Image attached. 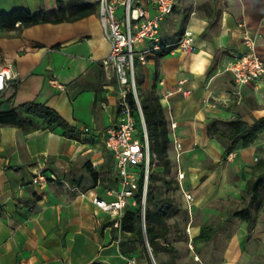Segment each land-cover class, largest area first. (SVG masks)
Wrapping results in <instances>:
<instances>
[{
    "label": "crops",
    "instance_id": "crops-1",
    "mask_svg": "<svg viewBox=\"0 0 264 264\" xmlns=\"http://www.w3.org/2000/svg\"><path fill=\"white\" fill-rule=\"evenodd\" d=\"M218 2L211 16L192 13L185 21L175 8L162 23L161 43L173 45L184 25V31L195 36V50L150 53L139 72L144 77L141 91L155 90L166 110L171 157L177 158L175 142L182 146L184 193L193 198L190 206L182 196L183 209L190 206L193 212V207H201L214 220L228 210V200L242 205L248 181L264 176V132L250 143L239 141L232 153L207 132L215 121L224 129V123L233 120L253 125L264 119V80L239 86L228 71L234 55L247 51L245 36L254 40L264 61V0ZM56 7L57 0H0V14ZM57 44L60 48L53 49ZM110 51L99 12L74 23L37 25L21 34L0 30V70L10 67L14 76L0 93V113L28 103L44 104L80 134V139L69 138L42 121L30 129L0 123V264H126L131 256L123 253L122 245H139L136 235L122 231L119 218L92 202L93 196L112 201L108 191L118 187L104 137L119 121L117 82L104 66ZM179 88L192 93L185 97ZM38 169L49 178L43 189L32 183ZM263 215L251 242L257 241ZM241 224L240 240H234L222 259L203 255L206 263L257 261L244 254L248 230L245 222ZM182 227L188 240L175 238L161 245L175 248L172 264H199L194 237L201 226L189 220ZM161 253L155 260L168 264L160 263Z\"/></svg>",
    "mask_w": 264,
    "mask_h": 264
},
{
    "label": "built area",
    "instance_id": "built-area-1",
    "mask_svg": "<svg viewBox=\"0 0 264 264\" xmlns=\"http://www.w3.org/2000/svg\"><path fill=\"white\" fill-rule=\"evenodd\" d=\"M99 2L100 21L111 44V51L104 61V66L110 71L109 74L112 73L113 76L110 78H115L118 87L119 121L104 133L106 149L114 158L118 187L108 191V195L113 197L112 201L93 196L92 202L98 208L122 220L128 206L136 205L134 198L139 190L140 181L143 180L141 208L142 226L145 230L151 152L138 94L135 63L138 61L144 65L146 55L161 52L164 47L160 38L162 23L173 14L177 0H100ZM244 43L247 51L235 54L233 63L228 68L234 82L239 86L264 80V61L256 53L254 40L245 36ZM165 48H174L182 53L193 52L195 36L192 31L185 30L177 43ZM13 77L10 67L0 70V93L11 86ZM52 84L64 90V86L54 81ZM178 91L185 97L192 93L183 88H179ZM131 96L135 99L137 114L132 108ZM172 128L175 129V125H172ZM90 130L85 128L84 132L89 133ZM181 148V144L175 142L178 162ZM184 177L179 171L180 183ZM48 181L49 178L42 169L36 170L32 180L35 186L43 189ZM185 198L189 203L192 201V196L189 194H185ZM126 264H138V262L134 258H129Z\"/></svg>",
    "mask_w": 264,
    "mask_h": 264
},
{
    "label": "trees",
    "instance_id": "trees-1",
    "mask_svg": "<svg viewBox=\"0 0 264 264\" xmlns=\"http://www.w3.org/2000/svg\"><path fill=\"white\" fill-rule=\"evenodd\" d=\"M99 7V1L92 2L88 0H57V7L52 11L31 13L26 10L18 9L10 13L0 14V30H16L19 32V34H21V32H23L25 29L37 25L74 23L98 13ZM184 29L185 26L183 25L182 29L177 34L178 37L183 35ZM178 40L176 42H178ZM176 42H174V44ZM36 46L43 47L42 44H36ZM59 48L60 44H57L53 47V49ZM171 49L172 48H165L164 45L160 54L165 56L171 51ZM143 84L144 77L142 74H138L137 85L141 92L139 99L150 142L151 162L153 159H156L163 166L164 170L170 172L171 165H173V159L169 151L171 138L166 110L161 104L160 98L156 94L155 90L147 93L141 91ZM131 105L134 109V112L137 114L138 108L133 96H131ZM39 121H42V123L49 128L62 129L64 135L69 138L80 139V134L76 128L65 121L58 112L44 104L28 103L0 113V123L5 126H15L30 129L32 127H40L41 124ZM218 123L219 122L216 121L212 123L208 127L207 132L210 136L216 137L220 141V143L225 147L227 153H232L239 141L243 140L246 143H250L256 140L260 133L264 132V119L255 121L253 125H249L246 122L237 119L224 123V129H219ZM138 125L140 128L141 126L139 118ZM156 181H158V178L154 175H151L150 171V184H148L146 202L147 207L145 214V233L147 236V242L152 248V253L155 259L161 252L169 254L176 253L175 248L168 245L163 246L159 241L167 240L170 232L168 220L173 218L180 211L179 206L175 204L174 200L163 198L160 192L156 190L154 186ZM142 184L143 180L140 181L139 190L134 198L136 205L132 206L130 204L128 206L125 216L121 220V229L124 232L136 235L139 245H146L144 229L142 226ZM263 194L264 176L249 180L246 189L244 190V194L242 195V200L244 201L246 200L247 196H251L249 204L240 210H235L229 215L231 219H239L240 221L247 224V240H249V236L257 224L259 213L264 206V197H262ZM135 248H137L136 245H132V247L129 248L126 245L125 249V245H122V251L126 255H130V253L133 252ZM146 249L147 246L143 248L145 253ZM146 264H153L151 257L146 258Z\"/></svg>",
    "mask_w": 264,
    "mask_h": 264
},
{
    "label": "rangeland",
    "instance_id": "rangeland-1",
    "mask_svg": "<svg viewBox=\"0 0 264 264\" xmlns=\"http://www.w3.org/2000/svg\"><path fill=\"white\" fill-rule=\"evenodd\" d=\"M220 1V0H218ZM216 0H177V4L175 6L177 13L180 15L182 21H185L187 16L192 15V13L198 14V15H204V16H211L215 12V8H217L219 2ZM216 2V3H215ZM175 10V9H174ZM217 10V9H216ZM180 19V20H181ZM169 21L166 23V29L170 31L169 28ZM162 32L165 33L164 29L162 28ZM161 32V33H162ZM168 33V32H167ZM182 35H180L178 38L180 39ZM143 66L141 63L136 61L135 68H136V79L138 83V74L140 72V68ZM140 89L138 88V94L140 95ZM228 135V134H226ZM173 159V165H171L170 172H167L164 170L163 166L158 162L156 159H153L151 162V175H154L158 178V181L155 182L154 186L158 192H160L161 196L163 198H168L174 200L175 204L179 206V213L176 214L173 218L168 220V225L170 227V232L167 237V240H160V244L164 243H170L171 239L179 238V239H186L188 240L187 232L184 230L183 224H185L187 221H193L194 226H201L200 232L196 237H194V243H195V250L198 254L199 258L201 259V263L199 264H210L206 263L204 261L203 255H207V257L214 258V256H221V259L223 258V255L227 250L230 249V245L234 244V240L241 238L243 228L241 221L239 219H231L229 215L234 212L235 210H239L240 208H244L249 204V199H246L245 201H242V205L238 204L235 200H228L230 201V206L228 210H223L221 215H217L215 217V220L212 219V216L208 215L207 211L202 210L201 207H193L190 208L192 201L188 204V209H183V203H182V196H185V186L187 184L186 178L181 181L178 179V173L180 171V162H178L177 158ZM178 179V180H177ZM150 184V182H149ZM202 185V184H201ZM187 200V199H186ZM193 206V204H192ZM147 207V204H146ZM219 208V207H218ZM226 208V207H225ZM255 209V207H254ZM264 213V207L261 211V214ZM259 215V216H260ZM214 220V221H213ZM225 220V223L222 221ZM262 221V229L257 233V241L251 242L254 235V231L249 236V240L244 243V254L245 256H252L254 255L256 257L255 262H252L250 264H264V215L261 218ZM208 222H216L215 225L208 224ZM185 226V225H184ZM205 243V244H204ZM135 250L130 253L131 258H134L137 260L138 264H146V258L150 257L147 249L146 253L143 251V248L146 247L144 244H140L136 246ZM151 251L152 248L149 245ZM153 255V253H152ZM161 261L160 263L166 261L168 264L172 262V260L175 258L172 254L168 253H161ZM154 257V255H153ZM198 257L195 256L196 260H199ZM155 259V258H154ZM214 260V259H213ZM153 264H158V261L155 260V263L152 261ZM172 264V263H171ZM190 264H197V263H191ZM211 264H221L220 262H214Z\"/></svg>",
    "mask_w": 264,
    "mask_h": 264
},
{
    "label": "water",
    "instance_id": "water-1",
    "mask_svg": "<svg viewBox=\"0 0 264 264\" xmlns=\"http://www.w3.org/2000/svg\"><path fill=\"white\" fill-rule=\"evenodd\" d=\"M144 234H145V242H146V246H147V249H148V253H149L150 257H151V260L155 263V259H154L153 255H152V251H151V249H150V247L148 245V242H147V236H146L145 230H144Z\"/></svg>",
    "mask_w": 264,
    "mask_h": 264
}]
</instances>
